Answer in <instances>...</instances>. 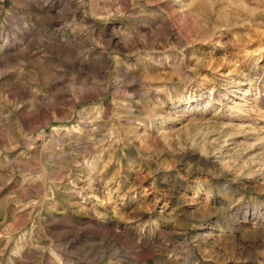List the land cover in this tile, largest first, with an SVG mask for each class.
I'll list each match as a JSON object with an SVG mask.
<instances>
[{
	"label": "clouds",
	"instance_id": "1",
	"mask_svg": "<svg viewBox=\"0 0 264 264\" xmlns=\"http://www.w3.org/2000/svg\"><path fill=\"white\" fill-rule=\"evenodd\" d=\"M259 53L264 0H0V264H264Z\"/></svg>",
	"mask_w": 264,
	"mask_h": 264
},
{
	"label": "rangeland",
	"instance_id": "2",
	"mask_svg": "<svg viewBox=\"0 0 264 264\" xmlns=\"http://www.w3.org/2000/svg\"><path fill=\"white\" fill-rule=\"evenodd\" d=\"M259 43L253 42L248 45L246 48L247 53L257 54L259 51ZM239 51V50H234ZM243 55V53H241ZM259 55L264 56V53H259ZM261 70L253 72L252 78L255 81V89L257 90L254 93H250L249 95H243L242 93L239 95H233L230 93V97L232 99V103L241 106L242 111H247L253 105L256 108L264 111V60L260 61ZM206 74H211V69L205 70ZM248 87H253V85H248ZM223 91V90H222ZM227 111V110H225ZM225 122L231 123L237 127L241 125H251L254 128H264V119H258L255 112H251L248 116H225ZM261 135H264L262 133ZM255 138V134L248 133L247 135H238L235 137V141L239 144L241 141L247 140V142H251L252 139ZM260 148L257 147L253 149L251 152L247 153V156L254 155L259 152ZM143 181L145 186H147L151 180L145 174L143 177ZM140 180L136 176L129 177L127 170H119L116 166H109L105 172L103 173V177L101 180L97 181V184L93 185L92 190L90 191V195L93 197L100 196L101 198L105 194V185L113 188L115 191L119 193L118 200L121 203V206L124 207L127 211L131 212L134 208L137 207L136 204L129 202L126 197L131 193V190L138 184ZM57 199H60V194H56ZM63 199L68 200L67 197H63ZM71 203V202H70Z\"/></svg>",
	"mask_w": 264,
	"mask_h": 264
}]
</instances>
